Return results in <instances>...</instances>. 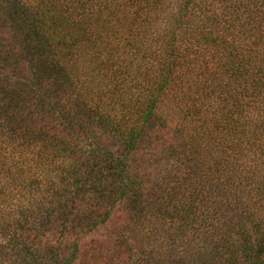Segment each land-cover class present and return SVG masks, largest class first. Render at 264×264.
<instances>
[{"label":"trees","instance_id":"16d2710c","mask_svg":"<svg viewBox=\"0 0 264 264\" xmlns=\"http://www.w3.org/2000/svg\"><path fill=\"white\" fill-rule=\"evenodd\" d=\"M0 264H264V0H0Z\"/></svg>","mask_w":264,"mask_h":264}]
</instances>
